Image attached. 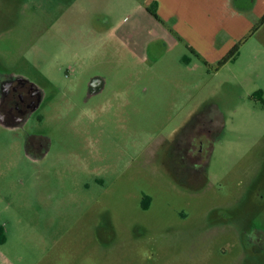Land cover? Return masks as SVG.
Instances as JSON below:
<instances>
[{
  "label": "rangeland",
  "instance_id": "1",
  "mask_svg": "<svg viewBox=\"0 0 264 264\" xmlns=\"http://www.w3.org/2000/svg\"><path fill=\"white\" fill-rule=\"evenodd\" d=\"M149 9L0 0V86L42 94L26 124L0 122V264H264V25L188 43ZM204 120L194 172L172 145Z\"/></svg>",
  "mask_w": 264,
  "mask_h": 264
},
{
  "label": "flooded vegetation",
  "instance_id": "2",
  "mask_svg": "<svg viewBox=\"0 0 264 264\" xmlns=\"http://www.w3.org/2000/svg\"><path fill=\"white\" fill-rule=\"evenodd\" d=\"M41 97L40 89L35 83L23 77H4L0 86V122L9 126L10 130L26 124L41 106ZM198 125H194L172 145V150L177 147L179 156L188 162L194 172L207 170L210 165L207 162L213 149V143L209 141L214 132L212 122L204 120ZM25 147L28 154L41 157L49 152L50 141L47 137L28 133Z\"/></svg>",
  "mask_w": 264,
  "mask_h": 264
},
{
  "label": "crops",
  "instance_id": "3",
  "mask_svg": "<svg viewBox=\"0 0 264 264\" xmlns=\"http://www.w3.org/2000/svg\"><path fill=\"white\" fill-rule=\"evenodd\" d=\"M156 5L159 20L151 16L172 22L177 38L186 42L215 40L221 28L234 37L264 16V0H156Z\"/></svg>",
  "mask_w": 264,
  "mask_h": 264
},
{
  "label": "trees",
  "instance_id": "4",
  "mask_svg": "<svg viewBox=\"0 0 264 264\" xmlns=\"http://www.w3.org/2000/svg\"><path fill=\"white\" fill-rule=\"evenodd\" d=\"M148 11H149L150 14H152L156 19L159 20V18H158V16L156 15L155 12L151 11L150 9H149ZM263 24H264V16L261 18L260 23H259V26H262ZM189 48L191 49L192 52H194V50H193L191 47H189ZM239 49H240V48H239L238 46H236V47L230 52V54H229L228 56H226L225 58H223V59L219 62V65H220L221 67L224 66L229 60H231L232 58L235 57V55L238 53Z\"/></svg>",
  "mask_w": 264,
  "mask_h": 264
}]
</instances>
